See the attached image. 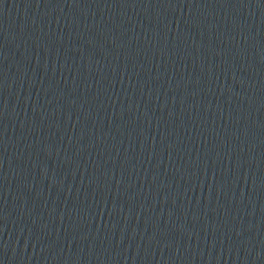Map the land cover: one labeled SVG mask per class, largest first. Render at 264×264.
<instances>
[{
    "label": "water",
    "instance_id": "95a60500",
    "mask_svg": "<svg viewBox=\"0 0 264 264\" xmlns=\"http://www.w3.org/2000/svg\"><path fill=\"white\" fill-rule=\"evenodd\" d=\"M0 264H264V0H0Z\"/></svg>",
    "mask_w": 264,
    "mask_h": 264
}]
</instances>
